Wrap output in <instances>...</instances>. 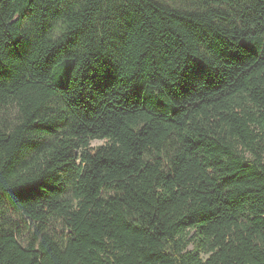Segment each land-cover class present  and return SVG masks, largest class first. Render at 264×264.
Listing matches in <instances>:
<instances>
[{"label":"trees","instance_id":"1","mask_svg":"<svg viewBox=\"0 0 264 264\" xmlns=\"http://www.w3.org/2000/svg\"><path fill=\"white\" fill-rule=\"evenodd\" d=\"M166 1L0 0V264H264V0Z\"/></svg>","mask_w":264,"mask_h":264},{"label":"rangeland","instance_id":"2","mask_svg":"<svg viewBox=\"0 0 264 264\" xmlns=\"http://www.w3.org/2000/svg\"><path fill=\"white\" fill-rule=\"evenodd\" d=\"M161 3H166V4H171L169 1L166 0H156ZM174 5L184 8V9H189V10H195L200 7L201 3L199 0H176ZM104 141H93L92 142V147H99L104 145Z\"/></svg>","mask_w":264,"mask_h":264}]
</instances>
